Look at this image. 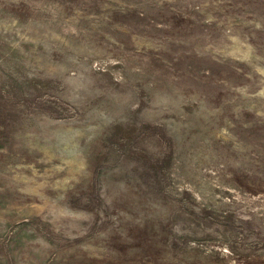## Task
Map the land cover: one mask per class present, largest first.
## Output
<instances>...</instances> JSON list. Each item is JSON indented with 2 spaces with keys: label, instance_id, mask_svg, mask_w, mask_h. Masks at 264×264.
<instances>
[{
  "label": "rangeland",
  "instance_id": "obj_1",
  "mask_svg": "<svg viewBox=\"0 0 264 264\" xmlns=\"http://www.w3.org/2000/svg\"><path fill=\"white\" fill-rule=\"evenodd\" d=\"M0 264H264V0H0Z\"/></svg>",
  "mask_w": 264,
  "mask_h": 264
}]
</instances>
